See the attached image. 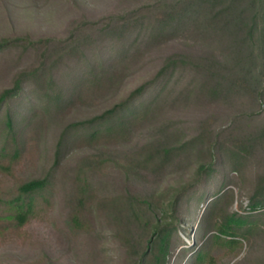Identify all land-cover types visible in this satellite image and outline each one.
<instances>
[{
	"label": "trees",
	"instance_id": "trees-1",
	"mask_svg": "<svg viewBox=\"0 0 264 264\" xmlns=\"http://www.w3.org/2000/svg\"><path fill=\"white\" fill-rule=\"evenodd\" d=\"M182 37L207 38L216 51L170 53L120 96L153 52ZM10 64L0 90V230H22L50 210L68 153L93 148L73 171L69 223L76 230L93 218L107 223L125 264H230L264 237V0H156L79 21L64 37H0V70ZM238 101L248 109L221 124L225 115L214 112L190 138L162 122L180 105ZM148 127L175 133L134 159L109 156L110 146ZM51 135V164L24 178L22 168ZM180 162L189 179L148 195L104 193L95 181L113 165L162 172ZM242 198L248 205L234 210ZM233 264H264V251Z\"/></svg>",
	"mask_w": 264,
	"mask_h": 264
},
{
	"label": "rangeland",
	"instance_id": "rangeland-1",
	"mask_svg": "<svg viewBox=\"0 0 264 264\" xmlns=\"http://www.w3.org/2000/svg\"><path fill=\"white\" fill-rule=\"evenodd\" d=\"M156 0H0V37H64L68 29L85 19L97 20L110 14L119 13L136 6L149 4ZM217 44L211 40L179 38L153 52L144 65L146 69L131 76L125 82L120 96L132 89L159 67L161 60L170 53L179 50L216 51ZM13 65H6L0 70V90L9 85L13 75ZM246 102L238 101L235 105L208 104L205 106L180 105L166 115L162 122L173 123L182 132L180 136L190 138L197 132L200 121L214 112L225 115L220 121H229L233 114L248 109ZM153 127L139 129L128 143L112 145L107 149L109 156L122 161L136 158L139 150L152 142L166 139L175 132H154ZM53 135L41 143L42 152L21 170L24 178L42 174L52 161ZM93 148H75L70 151L59 172V182L53 207L40 212L29 225L22 230H0V264H125V253L116 241L113 231L107 223L99 219H90L85 229L76 230L69 223L71 214V187L73 171L82 157L96 152ZM127 166L113 165L95 176V181L104 193L132 190L148 195L169 186H177L190 177L189 169L182 163L172 165L165 171L154 172L150 169L128 171ZM249 200L236 201L246 207ZM197 224L193 226L186 241L194 243ZM190 236V237H189ZM191 238V239H190ZM264 251V237L245 245L238 258H243L250 251ZM236 258L230 264H233Z\"/></svg>",
	"mask_w": 264,
	"mask_h": 264
}]
</instances>
